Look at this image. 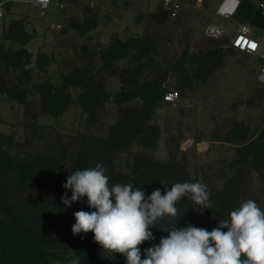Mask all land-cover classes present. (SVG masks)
<instances>
[{
  "label": "rangeland",
  "instance_id": "rangeland-1",
  "mask_svg": "<svg viewBox=\"0 0 264 264\" xmlns=\"http://www.w3.org/2000/svg\"><path fill=\"white\" fill-rule=\"evenodd\" d=\"M80 14L44 10L32 0H7L0 21V173L7 154L61 157L67 171L80 145L108 140L114 145L124 139L112 154L116 170L164 164L207 186L213 212L199 210L198 227L210 221L217 226L222 214L228 219L249 199L264 210V82L251 55L232 46L197 49L166 24L107 43L99 40L100 31H92L93 20ZM78 71L85 73L80 74L85 81L99 82V93H88L86 85L69 86L65 110L47 113L38 85L60 86L64 75L78 79ZM157 81L163 95L168 88L179 89V100L170 103L162 96L155 107L143 105ZM123 116L148 119L120 133L116 126ZM43 178L40 174L22 188H64L60 173ZM73 260L81 264L70 252L56 249L45 264Z\"/></svg>",
  "mask_w": 264,
  "mask_h": 264
},
{
  "label": "trees",
  "instance_id": "trees-1",
  "mask_svg": "<svg viewBox=\"0 0 264 264\" xmlns=\"http://www.w3.org/2000/svg\"><path fill=\"white\" fill-rule=\"evenodd\" d=\"M15 66L18 68L22 65L16 63ZM78 72V79L74 76V80L73 75H64L60 86H55L50 81L38 85V87H42V102L47 113L59 115L65 110L71 100L66 91L69 86L86 85L88 93L96 95L99 93V82L90 81V79L85 81L80 77L83 72ZM161 85L160 81L155 82L148 93L144 95L143 105L148 108L157 105L158 100L163 96ZM118 101L124 102L127 99H118ZM145 113L147 114L148 110ZM147 119L146 116H123L120 119L121 124L116 126V130L120 133L130 127L133 128L132 130H136L142 126V121ZM122 138H124V134ZM123 140L116 141L114 145L111 144V140L106 143L94 142L80 145L74 152L72 165L67 171L61 167V157L54 158L47 154L42 159H33L30 156L15 158L10 154L6 155L7 166L0 173V264H45L48 253L56 249L70 252L80 259L81 264H126L124 255L102 249L93 240V233L73 235L72 226L76 222L73 214L80 210L94 211L88 207L87 197L66 207L61 202V197L67 193L70 198V189L57 188L55 191L48 192L43 189L25 190L22 188V185L38 179L40 174L44 176L42 180L47 181L60 173L62 179L59 181L64 184L71 172L95 167L97 163L106 168L105 174L109 177L110 185L132 183L144 191L145 197L156 189H160L163 194L165 185L161 182L167 183L168 190L174 183L196 182L188 173L182 174L166 169L164 164H161L158 169L153 168L149 163L145 168L135 165L131 172L116 170L112 165V154L119 152V146L123 144ZM127 146L129 145L127 144ZM62 147L63 153L67 152V146L63 145ZM108 164H111V167L107 166ZM176 207L182 213L180 219L179 216L176 218L165 217L158 220L155 227L150 228L154 239L145 241L139 246L142 259L146 258L144 249L158 244L161 237L168 235L161 229L170 228L173 219L177 222V227L199 226L200 209L198 206H193L190 198L183 197ZM207 211L212 215L213 207L211 206ZM222 215L225 220L226 215ZM204 224L199 228L211 231L216 227L211 221Z\"/></svg>",
  "mask_w": 264,
  "mask_h": 264
},
{
  "label": "clouds",
  "instance_id": "clouds-1",
  "mask_svg": "<svg viewBox=\"0 0 264 264\" xmlns=\"http://www.w3.org/2000/svg\"><path fill=\"white\" fill-rule=\"evenodd\" d=\"M105 173L106 168L97 163L71 172L63 184L71 190L70 198L67 193L61 197L66 207L87 197L88 207L94 209L73 214V235L93 233L102 249L124 255L126 264H264V210L251 199L241 202L211 231L192 225L177 227L173 219L170 228L161 229L168 235L144 249L142 259L139 246L154 239L150 228L165 217L180 219L176 205L183 197L201 212L211 208L207 186L183 182L171 184L168 190L167 183L161 182L163 194L156 189L145 197L132 183L110 185Z\"/></svg>",
  "mask_w": 264,
  "mask_h": 264
},
{
  "label": "crops",
  "instance_id": "crops-1",
  "mask_svg": "<svg viewBox=\"0 0 264 264\" xmlns=\"http://www.w3.org/2000/svg\"><path fill=\"white\" fill-rule=\"evenodd\" d=\"M182 1L184 8L175 18L162 10L161 0H52L48 8H66L67 15L79 12L81 16H89V21L93 20L92 31H100L99 40L107 43L115 37L136 36L146 32L150 26L166 24L173 25L174 31L186 35L197 49L222 50L231 46L239 23H247L252 26L253 35L264 44V10L260 6L264 0H239L231 16L218 12L224 0ZM236 1L228 0L225 6L231 7ZM32 2L40 6L34 0ZM166 14L167 21H164L162 15ZM210 25L222 32L218 35L207 33ZM248 55L254 59L253 63L259 70V56Z\"/></svg>",
  "mask_w": 264,
  "mask_h": 264
},
{
  "label": "built area",
  "instance_id": "built-area-1",
  "mask_svg": "<svg viewBox=\"0 0 264 264\" xmlns=\"http://www.w3.org/2000/svg\"><path fill=\"white\" fill-rule=\"evenodd\" d=\"M39 3L42 9L46 10L52 0H34ZM228 0H224L222 5L218 8V12L223 15L231 16L235 12L239 0L236 1L231 7H226L225 4ZM260 6L264 10V1L260 2ZM7 7V0H0V21L3 19ZM161 8L168 13L172 18L180 15L184 8V2L182 0H161ZM253 28L247 23H239L237 32L231 41V46L241 52L248 54H257L260 58L259 63V79L264 82V44L257 37L253 35ZM222 32L221 29L208 26L207 33L211 35H218ZM264 36V32H263ZM163 98L165 101L174 103L180 98V91L176 88H168L165 90Z\"/></svg>",
  "mask_w": 264,
  "mask_h": 264
}]
</instances>
